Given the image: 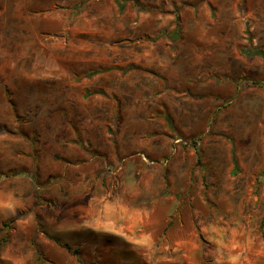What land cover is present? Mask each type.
<instances>
[{"label": "rangeland", "instance_id": "374dc122", "mask_svg": "<svg viewBox=\"0 0 264 264\" xmlns=\"http://www.w3.org/2000/svg\"><path fill=\"white\" fill-rule=\"evenodd\" d=\"M0 264H264V0H0Z\"/></svg>", "mask_w": 264, "mask_h": 264}, {"label": "trees", "instance_id": "16d2710c", "mask_svg": "<svg viewBox=\"0 0 264 264\" xmlns=\"http://www.w3.org/2000/svg\"><path fill=\"white\" fill-rule=\"evenodd\" d=\"M7 224H4L3 226H6Z\"/></svg>", "mask_w": 264, "mask_h": 264}, {"label": "built area", "instance_id": "2783aa9c", "mask_svg": "<svg viewBox=\"0 0 264 264\" xmlns=\"http://www.w3.org/2000/svg\"><path fill=\"white\" fill-rule=\"evenodd\" d=\"M144 159H145V157H144Z\"/></svg>", "mask_w": 264, "mask_h": 264}]
</instances>
